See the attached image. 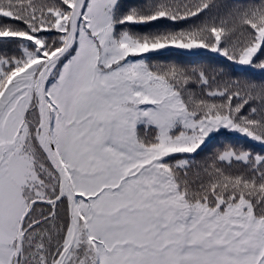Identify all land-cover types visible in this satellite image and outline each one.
<instances>
[{"label":"snow or ice","instance_id":"snow-or-ice-1","mask_svg":"<svg viewBox=\"0 0 264 264\" xmlns=\"http://www.w3.org/2000/svg\"><path fill=\"white\" fill-rule=\"evenodd\" d=\"M0 264H264V0H0Z\"/></svg>","mask_w":264,"mask_h":264}]
</instances>
